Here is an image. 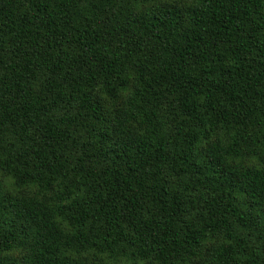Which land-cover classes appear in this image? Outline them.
<instances>
[{"label": "trees", "instance_id": "trees-1", "mask_svg": "<svg viewBox=\"0 0 264 264\" xmlns=\"http://www.w3.org/2000/svg\"><path fill=\"white\" fill-rule=\"evenodd\" d=\"M0 264H264V0H0Z\"/></svg>", "mask_w": 264, "mask_h": 264}, {"label": "snow or ice", "instance_id": "snow-or-ice-1", "mask_svg": "<svg viewBox=\"0 0 264 264\" xmlns=\"http://www.w3.org/2000/svg\"><path fill=\"white\" fill-rule=\"evenodd\" d=\"M2 180H3V174L0 173V181H2Z\"/></svg>", "mask_w": 264, "mask_h": 264}]
</instances>
